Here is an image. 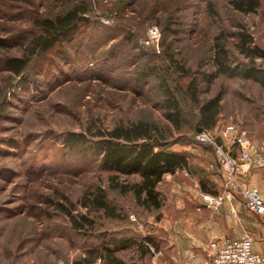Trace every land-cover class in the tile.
Returning a JSON list of instances; mask_svg holds the SVG:
<instances>
[{
    "label": "rangeland",
    "instance_id": "1",
    "mask_svg": "<svg viewBox=\"0 0 264 264\" xmlns=\"http://www.w3.org/2000/svg\"><path fill=\"white\" fill-rule=\"evenodd\" d=\"M77 1L0 0V264H72L118 231L138 239L154 234L155 242L162 236L156 221L175 213L177 200L199 195L198 153L209 168L213 152L194 138L198 109L185 91L190 75L169 67L170 58L200 79L215 70L213 56L223 46L220 52L226 51L237 70L219 73L209 84L199 80L200 102L221 97L208 129L218 138L234 123L248 136L264 138V87L239 74L248 59L237 45L242 30L264 49V0L251 12L237 10L231 0H85L87 24L44 53L34 50L43 32L40 20ZM150 24L160 28L157 47L144 41ZM12 56L26 59L19 74L5 66ZM255 62L264 67V58ZM166 87L180 103L177 127L165 115ZM136 120L151 122L171 148L189 156V169L166 173L157 183L159 209H144L131 192L109 187L115 172L98 155L78 154L62 143L70 131L89 134ZM139 178L119 174L117 180ZM97 187L106 189L119 217L81 205ZM58 204L93 223L77 229ZM117 253L151 264L150 255L142 259L134 245L120 246ZM91 261L104 264L98 255Z\"/></svg>",
    "mask_w": 264,
    "mask_h": 264
},
{
    "label": "trees",
    "instance_id": "2",
    "mask_svg": "<svg viewBox=\"0 0 264 264\" xmlns=\"http://www.w3.org/2000/svg\"><path fill=\"white\" fill-rule=\"evenodd\" d=\"M231 4L239 11L251 12L255 11L258 6V0H231ZM88 12L89 8L85 0H80L64 13L56 15L54 18L40 20L39 23L43 32L35 37L33 49L44 53L56 42L72 36L79 24L88 23ZM238 38L239 51L248 59L244 66L238 68L239 74L264 87V67L255 62L257 57L264 58V49L252 44L253 37L247 32L240 30ZM4 44V41L0 39V45ZM222 47L220 46L213 56L212 61L215 70L200 74V79L205 80L207 84L219 73L237 70L228 63L226 51L220 52ZM25 65L26 59L24 57L12 56L5 60L6 68L15 74H19ZM173 65L179 74L190 75L185 91L198 109L195 130L197 127L211 128L220 112V94L200 102L198 96L200 79L197 73L179 65L176 60L170 58L169 67ZM165 89V115L177 127L180 118V103L169 88L166 87ZM157 131L158 128L151 122L136 120L118 123L107 130H89V134L83 131H70L64 136L62 143L69 151H75L78 154L91 152L98 155L102 166L115 172L110 177L109 187L117 188L121 194L131 192L135 203L144 209H159L162 206V196L157 189V183L164 174H173L178 169L189 167V156L184 150L172 149L167 139L161 137ZM199 144L210 147L205 143ZM119 174H137L140 178L133 182H119L117 180ZM201 188L206 189L202 180ZM106 197V189L97 187L92 196L84 195L80 203L89 210H102L109 216L119 217L115 206L110 204ZM58 205L69 216L77 229L84 228L86 223H93L86 215H81L80 218L76 219L62 204ZM106 242L108 244L102 243L101 246L89 248L86 254L74 259L72 264H92V258L97 255L102 258L104 264H140L134 260H126L117 253V248L134 245L140 257H144L151 253L149 245H155L151 236H142L138 239L124 234L123 231L110 234Z\"/></svg>",
    "mask_w": 264,
    "mask_h": 264
},
{
    "label": "crops",
    "instance_id": "3",
    "mask_svg": "<svg viewBox=\"0 0 264 264\" xmlns=\"http://www.w3.org/2000/svg\"><path fill=\"white\" fill-rule=\"evenodd\" d=\"M237 129L244 131L238 126ZM222 132L218 136L220 142L233 153L237 151L236 145L232 143L235 132L225 130ZM244 133L251 144V155L253 157L264 155V152H258L257 148L264 138L254 135V132H249L250 136L246 130ZM198 155L197 168H195L201 173L199 180L204 182L205 191L219 192L223 187L221 178L210 165L209 168L206 167L202 161L203 154L198 153ZM190 171L191 174H196L192 169ZM240 177L248 186L257 188L264 196V164L243 165ZM200 189H202L201 184ZM197 195L192 194L187 199L177 200L174 204L177 211L156 221L154 226L158 227V232L162 236H157L155 245L150 247L151 253L147 254L151 257V264H202L203 259L209 255V240L212 236L224 234L230 238H238L244 231L252 236L253 249L264 254V216L247 210L238 195L225 200L216 210L203 206ZM153 235H150L152 239L155 237Z\"/></svg>",
    "mask_w": 264,
    "mask_h": 264
},
{
    "label": "built area",
    "instance_id": "4",
    "mask_svg": "<svg viewBox=\"0 0 264 264\" xmlns=\"http://www.w3.org/2000/svg\"><path fill=\"white\" fill-rule=\"evenodd\" d=\"M160 28L156 24H150L145 31V43L158 45ZM234 131L232 143L236 145L234 153L218 140L209 130L201 128L195 130L196 142L209 145L213 152V160L209 163L222 180V189L212 193L201 190L199 192L200 203L212 210H216L225 201L238 195L245 208L256 214L264 216V196L255 187L248 186L240 177L243 165L254 163L264 164V155L253 157L250 149L251 144L246 138L244 131L237 129L234 123H230L226 129ZM258 152H264V141L257 145ZM252 236L244 231L238 238H230L224 234H217L209 240V255L202 264H259L264 263V254L253 249Z\"/></svg>",
    "mask_w": 264,
    "mask_h": 264
},
{
    "label": "water",
    "instance_id": "5",
    "mask_svg": "<svg viewBox=\"0 0 264 264\" xmlns=\"http://www.w3.org/2000/svg\"><path fill=\"white\" fill-rule=\"evenodd\" d=\"M201 129V127H197V130H200Z\"/></svg>",
    "mask_w": 264,
    "mask_h": 264
}]
</instances>
